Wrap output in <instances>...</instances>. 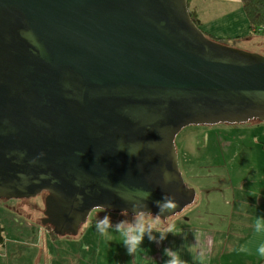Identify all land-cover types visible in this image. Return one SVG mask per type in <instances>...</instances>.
Instances as JSON below:
<instances>
[{
	"label": "water",
	"instance_id": "obj_1",
	"mask_svg": "<svg viewBox=\"0 0 264 264\" xmlns=\"http://www.w3.org/2000/svg\"><path fill=\"white\" fill-rule=\"evenodd\" d=\"M252 120L264 55L206 36L188 0H0V200L45 193L57 236L78 235L98 204L131 214L138 189L153 214L164 195L168 215L183 212L196 191L177 135Z\"/></svg>",
	"mask_w": 264,
	"mask_h": 264
},
{
	"label": "rangeland",
	"instance_id": "obj_2",
	"mask_svg": "<svg viewBox=\"0 0 264 264\" xmlns=\"http://www.w3.org/2000/svg\"><path fill=\"white\" fill-rule=\"evenodd\" d=\"M202 5L209 9L208 15L216 13L209 0H204ZM262 43H264V34L251 37L248 42L232 41L226 45L230 44L229 46L244 51L264 55ZM175 145L185 182L196 191L193 204L196 208H192V205L189 206L190 208L187 207L188 209L186 208L179 215L168 218L167 223L185 214L188 215L192 209L198 207L205 209L208 203H213L218 209V204L224 200L225 203H229V208L234 204L233 207H238L239 210L244 207L241 205L247 202L246 192L253 187L252 180L261 181V178H264V121L188 126L177 135ZM259 188L264 189V181ZM45 198L46 194H41L32 199L0 200V238L10 239L7 242L9 251L21 250L16 256L17 261L25 260V263L21 262V264H32L35 250L40 256L44 251H50L48 243L43 240L51 232L42 225L41 220L44 218ZM202 209L200 208L198 212L207 211ZM106 214L111 216L114 225L118 215H121L94 210L88 222L80 227L78 235L59 236L55 246L77 251V255L81 252L88 254L89 258L94 255L95 248L102 258H105L106 249L118 251V234H113L111 241L113 247L110 248L106 246V240L95 227L97 220ZM29 243L36 245L29 247ZM118 260H121L120 264H128L124 255L121 258L118 254L112 255V262Z\"/></svg>",
	"mask_w": 264,
	"mask_h": 264
},
{
	"label": "crops",
	"instance_id": "obj_3",
	"mask_svg": "<svg viewBox=\"0 0 264 264\" xmlns=\"http://www.w3.org/2000/svg\"><path fill=\"white\" fill-rule=\"evenodd\" d=\"M209 1L216 11L215 14H207L209 9L202 5L204 0H188L189 9L196 12L201 21L200 28L205 34L225 44L232 41L244 43L254 37L250 36L249 21L242 9L243 0ZM263 45L264 43H262ZM263 181L264 178H261V181L259 179L252 180L253 187L246 192L247 202L241 205L244 207L239 210H237L238 207H233L234 204H231L229 208V203H225L224 200L218 204V209L213 206V203H208L205 209L198 207L192 209L188 215L185 214L183 217L173 219L168 223L165 222V226L174 224L176 228L182 229L183 234L179 236L168 234L167 238L159 243L149 241L145 236L141 246L143 251L135 260L128 255L119 239L118 251L106 249L104 250L105 258H102L99 257L100 252L95 248L94 255L89 258L88 254L81 252L77 255V251L55 246L59 237L55 238L51 233L43 240L48 243L50 251H44V254L40 256L35 250L32 264H120L121 260L111 261L114 254H118L119 258L124 255L128 264H166L169 258L165 255V249L178 252L181 259L187 264H195L194 251H204L208 257L207 264H264V258L258 257L254 251L248 253L239 251L240 247L245 244H249L250 249L252 248L250 242L255 239L254 219L255 217L264 218V189L259 188ZM234 189L235 187L232 190L233 194ZM192 206V208H196L194 205ZM200 208L207 211L198 212ZM123 219L131 218L118 215L117 222ZM153 234L157 235L159 240L158 234ZM9 241L8 237L0 238V264L25 263L24 259L16 260L17 253L21 250H8L7 242ZM105 243L106 246L113 247L112 242L106 241ZM34 245L29 243V247Z\"/></svg>",
	"mask_w": 264,
	"mask_h": 264
},
{
	"label": "clouds",
	"instance_id": "obj_4",
	"mask_svg": "<svg viewBox=\"0 0 264 264\" xmlns=\"http://www.w3.org/2000/svg\"><path fill=\"white\" fill-rule=\"evenodd\" d=\"M128 153L130 156L138 154V152ZM40 155L43 156L44 153H41ZM35 162V160L32 161V163ZM163 177L165 183L172 180V175L167 170L164 171ZM137 194L139 199L132 200L125 198L126 202L131 205V214L127 209L121 213V215L125 217H129V215H131V219L120 220L114 225L111 216L106 214L103 215V218H99L95 225L97 232L106 241L111 242L113 240V233L118 234V238L122 242V245L126 248L128 255L132 256L134 260L137 259L143 251L141 246L144 242L145 236H147L149 241L159 243L160 241L165 240L168 234H172L174 236L183 234L182 229L176 228L174 224L165 226L164 220L162 219V217L169 218L172 216L168 214L176 209L177 202L174 197L164 195L161 200L154 201L158 212L153 214L151 210H149L146 203V201L151 197V192L138 189ZM77 200L82 203L83 197L77 195ZM110 207L111 205L105 207L98 204L92 209L96 212L104 211L107 213ZM253 232L255 239L250 242L252 248L250 249L249 244H245L240 247L239 251L241 253L254 251L258 257L264 258V218L255 217ZM153 233L158 234L159 240L157 239V235H154ZM194 237L196 239L195 234ZM165 255L169 258L166 264H187L186 261L181 259L180 254L172 249H165ZM193 260L195 264H207L208 257L204 251H194Z\"/></svg>",
	"mask_w": 264,
	"mask_h": 264
},
{
	"label": "trees",
	"instance_id": "obj_5",
	"mask_svg": "<svg viewBox=\"0 0 264 264\" xmlns=\"http://www.w3.org/2000/svg\"><path fill=\"white\" fill-rule=\"evenodd\" d=\"M243 9L245 15L249 21L250 25V36L262 35L264 34V0H243L242 1ZM190 11V16L193 22L198 26L201 27V21L197 16L195 11ZM206 36H208L206 34ZM210 37V36H208ZM211 38V37H210ZM214 39V38H211ZM216 40V39H215ZM221 42L219 40H216ZM224 43V42H221ZM129 217H131L129 215ZM49 228L50 232L52 233L53 237L58 238L59 236L55 235L52 231V227Z\"/></svg>",
	"mask_w": 264,
	"mask_h": 264
},
{
	"label": "bare ground",
	"instance_id": "obj_6",
	"mask_svg": "<svg viewBox=\"0 0 264 264\" xmlns=\"http://www.w3.org/2000/svg\"><path fill=\"white\" fill-rule=\"evenodd\" d=\"M192 188V187H191ZM182 213V212H181ZM180 213H178V214H176L175 216H177V215H179ZM175 216H172V217H175ZM167 221V220H166ZM166 221H164V223L166 222Z\"/></svg>",
	"mask_w": 264,
	"mask_h": 264
},
{
	"label": "flooded vegetation",
	"instance_id": "obj_7",
	"mask_svg": "<svg viewBox=\"0 0 264 264\" xmlns=\"http://www.w3.org/2000/svg\"><path fill=\"white\" fill-rule=\"evenodd\" d=\"M43 194H45V193H43Z\"/></svg>",
	"mask_w": 264,
	"mask_h": 264
}]
</instances>
